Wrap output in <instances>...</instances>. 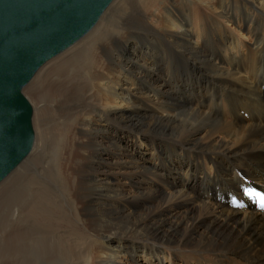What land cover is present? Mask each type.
Segmentation results:
<instances>
[{"label": "bare ground", "instance_id": "1", "mask_svg": "<svg viewBox=\"0 0 264 264\" xmlns=\"http://www.w3.org/2000/svg\"><path fill=\"white\" fill-rule=\"evenodd\" d=\"M176 1L115 0L37 72L0 264H264V213L222 201L264 185V0Z\"/></svg>", "mask_w": 264, "mask_h": 264}, {"label": "water", "instance_id": "2", "mask_svg": "<svg viewBox=\"0 0 264 264\" xmlns=\"http://www.w3.org/2000/svg\"><path fill=\"white\" fill-rule=\"evenodd\" d=\"M115 0H0V184L31 154L34 109L24 90L72 48Z\"/></svg>", "mask_w": 264, "mask_h": 264}, {"label": "rangeland", "instance_id": "3", "mask_svg": "<svg viewBox=\"0 0 264 264\" xmlns=\"http://www.w3.org/2000/svg\"><path fill=\"white\" fill-rule=\"evenodd\" d=\"M226 1H228V0H225V2ZM235 1L236 0H229V2H232V3H235ZM171 4V3H170ZM178 4H180L181 5V7H183L184 6V2L182 1V0H177L176 1V4H175V6L176 5H178ZM188 7V9H190V7L189 6H187ZM124 17V16H123ZM244 36H247L246 34L244 35ZM245 41H246V44H249L248 43V39H247V37H245ZM76 45V44H75ZM68 51V50H67ZM65 53V52H64ZM59 57V56H58ZM57 58V57H56ZM55 58V59H56ZM29 86L30 85H28L26 88H25V91H24V93H25V95H26V97L29 99V96L27 95V89L29 88ZM93 95H95V92L93 93ZM29 101L31 102V100L29 99ZM31 104H32V102H31ZM33 105V104H32ZM33 108H34V106H33ZM34 112H35V110H34ZM36 115V114H35ZM35 115H33L34 117H33V126H34V130H35V136L37 135V131H38V129H37V126H36V120H35ZM245 115V117H248V114H244ZM70 128V130H72V125L69 127ZM42 137H43V139H44V141H45V146H46V148L47 147H49L50 145H52V142H50V132L49 131H45V132H43L42 133ZM81 137H84V136H81ZM35 140H36V138H35ZM34 148V147H33ZM82 151H85L84 149H81V152ZM171 175H169V176H167V175H165V178H169ZM4 182H6V180L4 181ZM3 182V183H4ZM172 263H180V264H182V262L180 261V260H178L177 262H175L174 260H173V262ZM168 264V263H167Z\"/></svg>", "mask_w": 264, "mask_h": 264}, {"label": "snow or ice", "instance_id": "4", "mask_svg": "<svg viewBox=\"0 0 264 264\" xmlns=\"http://www.w3.org/2000/svg\"><path fill=\"white\" fill-rule=\"evenodd\" d=\"M261 207L264 208V204H262Z\"/></svg>", "mask_w": 264, "mask_h": 264}]
</instances>
